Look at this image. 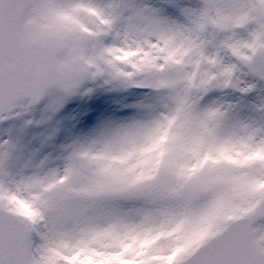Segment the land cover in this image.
Returning a JSON list of instances; mask_svg holds the SVG:
<instances>
[{
    "label": "snow or ice",
    "instance_id": "1",
    "mask_svg": "<svg viewBox=\"0 0 264 264\" xmlns=\"http://www.w3.org/2000/svg\"><path fill=\"white\" fill-rule=\"evenodd\" d=\"M16 119L0 264H264V0H0Z\"/></svg>",
    "mask_w": 264,
    "mask_h": 264
},
{
    "label": "rangeland",
    "instance_id": "2",
    "mask_svg": "<svg viewBox=\"0 0 264 264\" xmlns=\"http://www.w3.org/2000/svg\"><path fill=\"white\" fill-rule=\"evenodd\" d=\"M105 95H112V94H105ZM87 103H91V100L86 101ZM106 103H111V101H105ZM69 104L76 103V101H69ZM35 116L38 117V113L35 114ZM25 118H30V117H25ZM23 124V119H16L12 121H6L3 125L0 126V136L6 135L9 133L10 129H13V134H14V129L19 127L20 125ZM75 127H78V125H74ZM41 129L38 127H27L25 130V138L30 139L32 138L36 133H38ZM63 136V133L61 134ZM36 147H40V141L39 138L34 142Z\"/></svg>",
    "mask_w": 264,
    "mask_h": 264
},
{
    "label": "water",
    "instance_id": "3",
    "mask_svg": "<svg viewBox=\"0 0 264 264\" xmlns=\"http://www.w3.org/2000/svg\"><path fill=\"white\" fill-rule=\"evenodd\" d=\"M2 123H4V122H0V125H1Z\"/></svg>",
    "mask_w": 264,
    "mask_h": 264
}]
</instances>
